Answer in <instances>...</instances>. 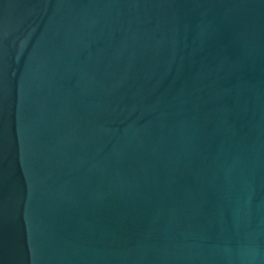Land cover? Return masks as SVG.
<instances>
[{
  "label": "water",
  "instance_id": "95a60500",
  "mask_svg": "<svg viewBox=\"0 0 264 264\" xmlns=\"http://www.w3.org/2000/svg\"><path fill=\"white\" fill-rule=\"evenodd\" d=\"M0 264H264L248 0H0Z\"/></svg>",
  "mask_w": 264,
  "mask_h": 264
}]
</instances>
